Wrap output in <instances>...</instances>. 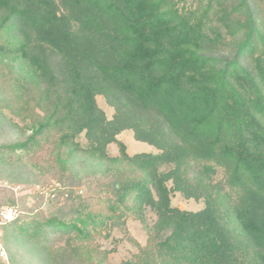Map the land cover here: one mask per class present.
<instances>
[{
  "label": "trees",
  "instance_id": "trees-1",
  "mask_svg": "<svg viewBox=\"0 0 264 264\" xmlns=\"http://www.w3.org/2000/svg\"><path fill=\"white\" fill-rule=\"evenodd\" d=\"M1 108L30 133L0 150L49 147L60 178L80 157L108 179L7 224L45 264H108L91 242L126 218L147 245L123 264H264V0H0ZM124 130L158 153L109 156Z\"/></svg>",
  "mask_w": 264,
  "mask_h": 264
},
{
  "label": "rangeland",
  "instance_id": "rangeland-1",
  "mask_svg": "<svg viewBox=\"0 0 264 264\" xmlns=\"http://www.w3.org/2000/svg\"><path fill=\"white\" fill-rule=\"evenodd\" d=\"M95 101L106 118L112 119L114 111L105 99L99 95ZM12 120L17 126L12 124ZM25 129L24 123L13 118L8 109H0V147L22 140L20 136L30 133H25ZM116 139L106 148L111 157L119 154L118 142L124 144L128 155L158 153L154 146L137 141L132 130L122 131ZM78 141L85 145L83 134ZM49 156V147L27 152L0 150V264H45L38 251L32 249L27 240L18 237V228L13 227L27 226L32 219L44 216L65 215L72 212L79 202H86L99 190L105 189L108 179L90 159L77 158L71 164L72 172L60 178L61 174L48 169ZM169 200L171 207L191 213L204 208L202 200L185 199L178 193L171 195ZM7 208L17 210V216L11 221L4 216ZM16 218L18 221L14 226H7ZM91 245L107 252L108 264H123L134 260L139 247L147 245V234L140 220L126 218L123 224L109 231L108 237H96Z\"/></svg>",
  "mask_w": 264,
  "mask_h": 264
},
{
  "label": "built area",
  "instance_id": "built-area-1",
  "mask_svg": "<svg viewBox=\"0 0 264 264\" xmlns=\"http://www.w3.org/2000/svg\"><path fill=\"white\" fill-rule=\"evenodd\" d=\"M7 221H11L17 216V210L15 208H7L4 215Z\"/></svg>",
  "mask_w": 264,
  "mask_h": 264
}]
</instances>
